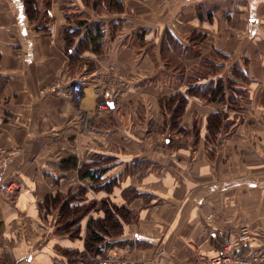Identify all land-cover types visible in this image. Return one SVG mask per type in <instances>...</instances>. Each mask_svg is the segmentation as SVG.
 Listing matches in <instances>:
<instances>
[{
  "label": "crops",
  "instance_id": "obj_1",
  "mask_svg": "<svg viewBox=\"0 0 264 264\" xmlns=\"http://www.w3.org/2000/svg\"><path fill=\"white\" fill-rule=\"evenodd\" d=\"M95 24L101 49L72 63L66 30L80 27L77 46ZM111 88L125 91L98 111ZM14 148L0 264H88L63 253H82L86 224L79 239L61 235L59 208L77 185L71 203L82 205V169L99 157L116 182L111 201L128 209L111 264H202L219 233L242 228L243 252L263 247L264 0H0V152ZM57 194L59 207L44 204Z\"/></svg>",
  "mask_w": 264,
  "mask_h": 264
},
{
  "label": "rangeland",
  "instance_id": "obj_2",
  "mask_svg": "<svg viewBox=\"0 0 264 264\" xmlns=\"http://www.w3.org/2000/svg\"><path fill=\"white\" fill-rule=\"evenodd\" d=\"M75 46H76V44L73 45V48H75ZM166 46L170 50L169 52H171V50L176 49L169 42L166 43ZM149 52H152L151 49H149ZM121 89H124V88H121ZM121 89L116 88V89L112 90V88H111V90H109V89H107L105 91L103 90V97L106 99L105 101L110 102L111 98H113L111 96H113V95L118 96L119 94H124L125 90L121 91ZM115 91H117V92H115ZM99 94H100V92H99ZM104 103H107V102H104ZM107 111L110 112L111 109H108ZM127 111H125V110L122 111L123 118H126V116H127L126 112ZM128 112H130V111H128ZM119 113H121V112H119ZM108 114H110V113H105L103 115V117H106V115L108 116ZM104 122H105L104 124L112 125L111 123H108L106 121H104ZM167 140H169V139H167ZM107 162H108V160H104V159H101L99 157V158L94 159L92 161L93 165L89 166L90 168H88L94 172L95 176L96 175L97 176L102 175V176H100L99 180L96 181L95 183L92 181L88 182V186H86L87 196L86 195L83 196V198H85L86 200H82V203H81L83 205L82 208L86 210V212H85L86 214H84L82 216V218H80V221L83 222V225L86 224L85 234L83 235V239H82L83 245H84L83 251H82V253H80L81 255L78 254V251H76V250L75 251L71 250L70 252H64L63 251V253H68V255L70 254V256H72V257L82 258V260H86V262L88 264H96V262L111 264V261L109 260V258H111V254L109 252H110L112 243L114 241L113 239L116 238L117 235H119V233H120L119 230L115 227L109 228V231L107 232V234L102 233L103 237L102 238L100 237L99 242L94 243L93 246L90 248H85V246H86V235H88V233H89V231L87 232V227L89 226V224L92 223L91 220H97V219L105 218L103 224L110 226V223L115 220L114 219L115 216H118V218H120L121 220H124V217H127V213H128V211H127L128 209H123L121 207L119 210H115V206H114L113 202L111 201L110 189L113 185H116V182H114V180H111L108 177L109 176V172H108V169H109L108 164L109 163H107ZM102 183H103V185H102ZM100 185H101L102 189H101ZM107 185H109L111 187L108 188ZM106 188H108V191H106ZM100 191L102 193V197H99L100 199L96 200L94 197L95 196L94 194H96V192L100 193ZM80 192H81V188L79 187V185H77V187H75L71 192H67L68 193L67 197L71 198L70 196L72 194L74 196V198H73V201H71V202H73V203L75 201L78 202V201H80L78 198L81 197ZM82 193H84L83 190H82ZM76 205H79V204H76ZM79 225H80V223L78 220V222L74 226H71V228L66 227V229L64 231L66 233L72 231L71 233L73 235L71 234V236H70L71 239H79V236H78L79 232L77 235H75L76 233H74L75 231H73V230H76L77 226H79ZM92 225H94V223H92ZM100 226H101V223L98 224L97 230L102 232L100 229ZM221 243H222V240H221ZM7 264H8V262H7Z\"/></svg>",
  "mask_w": 264,
  "mask_h": 264
},
{
  "label": "trees",
  "instance_id": "obj_3",
  "mask_svg": "<svg viewBox=\"0 0 264 264\" xmlns=\"http://www.w3.org/2000/svg\"><path fill=\"white\" fill-rule=\"evenodd\" d=\"M116 1L117 0H105V2L107 4H109V7H111L112 5H115ZM79 28H73L71 30H66L65 35H64V39L66 42L65 53L70 58L72 63L74 62V60L77 57H79L81 50L91 49L93 52L94 51L97 52L102 47L104 32H103L102 27H100L99 24H95L94 26H91L90 28H88L85 31L84 36L77 42V46H75V48H73V45L75 44L74 43L75 36L77 35V33L79 34ZM218 92H219V88L215 87L212 90V96L214 97V95H217ZM175 100H176L175 96L170 97L168 99V101L166 102V107L168 106V108H170L172 106V102H175ZM180 100H181V103L178 105V108H180L184 105V102L186 99H185V97H180L178 99V101H180ZM108 104L110 106L112 105V103H110V102H108ZM173 112H174L173 113V120H174L179 116L178 113L180 112V109H178L177 111L174 110ZM215 118H217V119H215L213 122L211 121V123H209V125H208L209 131H211L213 129V127H215V125L217 124V120L219 117H215ZM171 123H174V122H171ZM73 160H75V159L73 158ZM88 168L89 167H86V169H85V167H84V169H82L81 175L89 177V179L95 183L96 181L99 180V177L102 175H100V176L96 175L95 176L94 172ZM102 185H103V183H102ZM100 187H101V185H100ZM107 187L110 188L111 186L107 185ZM108 188H106V191H108ZM101 189H102V187H101ZM72 196L73 195L71 194V196H70L71 198H69L70 200H73L74 196L73 197ZM61 197H62V194H57L56 196H47L45 201H44V204L48 205V207H51V206L54 207L56 205H58V207H59V205L61 204L62 199H63ZM81 197H79L78 199L80 200ZM69 199L60 205V208H59L60 211L59 212L61 215L59 217V220H60V224H62L61 225L62 227L60 229V233L61 234H69L71 236L72 231L66 233L64 230L66 229V227L71 228V226H74L78 222V220L80 223V218H82V216L84 214H86L85 213L86 210L82 208L83 205L71 204V201ZM119 209H120V207L115 206V210H119ZM125 218L126 217H124V219ZM114 219L115 220L110 223V226L103 224L105 218H101V219H97V220H91L92 223H94V225H92V223L89 224L90 227L87 225L88 226L87 232L89 231V233H88V235H86V246H85V248H90L93 246L94 243L99 242L100 237L101 238L103 237L102 233L107 234V232L109 231V228L115 227L120 232L121 219L118 218V216H115ZM100 223H101L100 229L102 232L97 230L98 224H100ZM77 228H76V230H73V231H75L74 233H76L75 235H77L79 232V226H77ZM96 264H105V263L96 262Z\"/></svg>",
  "mask_w": 264,
  "mask_h": 264
},
{
  "label": "built area",
  "instance_id": "obj_4",
  "mask_svg": "<svg viewBox=\"0 0 264 264\" xmlns=\"http://www.w3.org/2000/svg\"><path fill=\"white\" fill-rule=\"evenodd\" d=\"M56 90L51 88L52 91ZM70 92L75 101H80L82 95V87L80 83H73L70 86ZM43 93V92H42ZM110 105L107 103H102L97 105V110H108ZM18 154V149H12L10 151L0 152V190L8 195H13L18 187L13 183L3 184L2 175L4 168L11 162L12 158ZM222 243L219 245L217 253L208 258L205 263L202 264H264V246L261 248L243 252L241 245L243 243L249 244L252 240V235L246 228L240 229L236 235L231 234H218ZM249 247H251L249 245ZM111 261V259L109 258Z\"/></svg>",
  "mask_w": 264,
  "mask_h": 264
}]
</instances>
